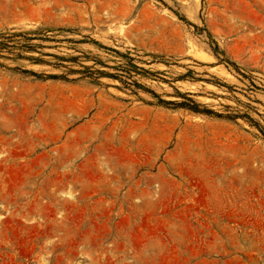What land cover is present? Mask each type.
<instances>
[{
	"label": "rangeland",
	"instance_id": "1",
	"mask_svg": "<svg viewBox=\"0 0 264 264\" xmlns=\"http://www.w3.org/2000/svg\"><path fill=\"white\" fill-rule=\"evenodd\" d=\"M0 264H264V0H0Z\"/></svg>",
	"mask_w": 264,
	"mask_h": 264
}]
</instances>
